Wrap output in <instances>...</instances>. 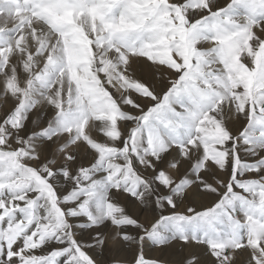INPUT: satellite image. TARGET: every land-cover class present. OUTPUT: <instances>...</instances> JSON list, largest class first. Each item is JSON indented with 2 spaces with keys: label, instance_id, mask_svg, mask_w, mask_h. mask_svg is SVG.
Returning <instances> with one entry per match:
<instances>
[{
  "label": "snow or ice",
  "instance_id": "6c2138e0",
  "mask_svg": "<svg viewBox=\"0 0 264 264\" xmlns=\"http://www.w3.org/2000/svg\"><path fill=\"white\" fill-rule=\"evenodd\" d=\"M0 264H264V0H0Z\"/></svg>",
  "mask_w": 264,
  "mask_h": 264
},
{
  "label": "bare ground",
  "instance_id": "6f19581e",
  "mask_svg": "<svg viewBox=\"0 0 264 264\" xmlns=\"http://www.w3.org/2000/svg\"><path fill=\"white\" fill-rule=\"evenodd\" d=\"M151 255H153V256H154V255H155V253L153 252V253H151Z\"/></svg>",
  "mask_w": 264,
  "mask_h": 264
},
{
  "label": "rangeland",
  "instance_id": "374dc122",
  "mask_svg": "<svg viewBox=\"0 0 264 264\" xmlns=\"http://www.w3.org/2000/svg\"><path fill=\"white\" fill-rule=\"evenodd\" d=\"M178 251H179V249H178ZM150 255H151V253H149Z\"/></svg>",
  "mask_w": 264,
  "mask_h": 264
}]
</instances>
